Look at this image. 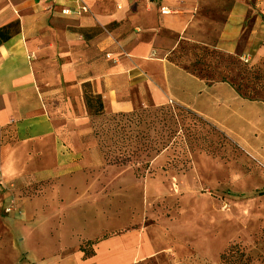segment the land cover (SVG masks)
Returning <instances> with one entry per match:
<instances>
[{"label":"crops","instance_id":"0c3cea01","mask_svg":"<svg viewBox=\"0 0 264 264\" xmlns=\"http://www.w3.org/2000/svg\"><path fill=\"white\" fill-rule=\"evenodd\" d=\"M219 8L208 0H0V29L13 23L11 33L18 29L0 44V198L13 202L23 218L8 219L0 233V262L15 246L11 264H20L27 249L32 261L22 264H132L156 253L144 232L139 250L108 240L97 245L91 259L75 249L59 254V243L42 231L51 224L42 222L77 211L92 197L85 178L96 165L86 163L76 129L89 112L85 97H100L104 114L176 104L214 125L218 110L241 125L251 118L229 82H209L168 60L184 42L234 46L243 7ZM263 140L261 129L258 142L248 144L259 163H264ZM162 162H156L154 178L146 179L147 194L148 189L158 193ZM62 199L81 202L48 209L47 202ZM35 232L37 255L21 248ZM43 255L49 258L42 260Z\"/></svg>","mask_w":264,"mask_h":264},{"label":"rangeland","instance_id":"374dc122","mask_svg":"<svg viewBox=\"0 0 264 264\" xmlns=\"http://www.w3.org/2000/svg\"><path fill=\"white\" fill-rule=\"evenodd\" d=\"M208 1L217 8L243 7L234 46L184 42L168 60L209 82H229L245 103L244 115L251 118L241 125L218 110L212 117L217 126L176 104L93 118L88 112L76 129L86 163L96 165L85 178L92 197L77 211L46 216L42 222L51 224L42 231L59 243V254L75 249L84 260L91 259L97 245L108 240L139 250L145 232L157 251L132 264H264V163L253 159L249 147L264 131L259 129L264 108L258 104L264 103V0ZM159 158L163 179L155 185L158 193L148 189L147 194L146 179L154 178ZM80 202L62 199L46 205L54 210ZM15 211L13 202L0 198V233L8 219L23 220ZM35 235L21 248L37 255ZM16 248L8 247L0 263L11 264ZM28 252H21L20 264L32 261ZM48 258L43 255L42 260Z\"/></svg>","mask_w":264,"mask_h":264},{"label":"trees","instance_id":"16d2710c","mask_svg":"<svg viewBox=\"0 0 264 264\" xmlns=\"http://www.w3.org/2000/svg\"><path fill=\"white\" fill-rule=\"evenodd\" d=\"M15 25L17 26L16 23H13L0 29V44L8 41L13 36V34L18 32V29H16L11 33ZM4 33H6V35H4ZM85 100L91 117H98L104 114L100 97H94L92 99L85 97Z\"/></svg>","mask_w":264,"mask_h":264},{"label":"built area","instance_id":"2783aa9c","mask_svg":"<svg viewBox=\"0 0 264 264\" xmlns=\"http://www.w3.org/2000/svg\"><path fill=\"white\" fill-rule=\"evenodd\" d=\"M64 13H66V12H64ZM162 13L165 14V13H167V11L162 10Z\"/></svg>","mask_w":264,"mask_h":264}]
</instances>
